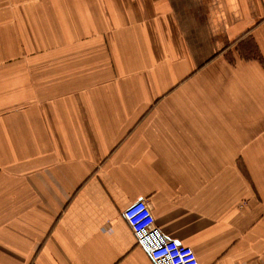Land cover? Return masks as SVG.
Here are the masks:
<instances>
[{
	"label": "crops",
	"instance_id": "1",
	"mask_svg": "<svg viewBox=\"0 0 264 264\" xmlns=\"http://www.w3.org/2000/svg\"><path fill=\"white\" fill-rule=\"evenodd\" d=\"M139 200L264 261V0H0V264H152Z\"/></svg>",
	"mask_w": 264,
	"mask_h": 264
},
{
	"label": "built area",
	"instance_id": "2",
	"mask_svg": "<svg viewBox=\"0 0 264 264\" xmlns=\"http://www.w3.org/2000/svg\"><path fill=\"white\" fill-rule=\"evenodd\" d=\"M122 216L136 246L147 255L152 264H200L192 249L163 236L155 225L149 206L143 200L128 206ZM259 264H264V261Z\"/></svg>",
	"mask_w": 264,
	"mask_h": 264
}]
</instances>
